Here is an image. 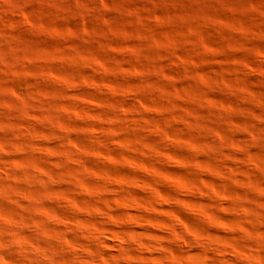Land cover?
<instances>
[{
    "label": "clouds",
    "instance_id": "obj_1",
    "mask_svg": "<svg viewBox=\"0 0 264 264\" xmlns=\"http://www.w3.org/2000/svg\"><path fill=\"white\" fill-rule=\"evenodd\" d=\"M0 264H264V0H0Z\"/></svg>",
    "mask_w": 264,
    "mask_h": 264
}]
</instances>
